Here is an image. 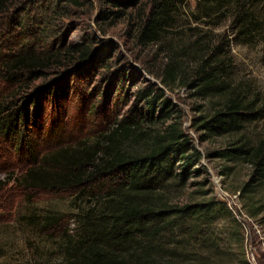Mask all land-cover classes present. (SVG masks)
Masks as SVG:
<instances>
[{"label": "trees", "instance_id": "1", "mask_svg": "<svg viewBox=\"0 0 264 264\" xmlns=\"http://www.w3.org/2000/svg\"><path fill=\"white\" fill-rule=\"evenodd\" d=\"M143 1L117 2L138 6ZM146 1L148 14L138 35L144 45L159 42L163 34L177 27L185 3ZM8 3L0 0V10ZM261 3L264 0H199L204 13L195 22L213 14L232 18L238 26L237 36L249 39L260 24L256 6ZM206 38L200 35L192 44L200 45ZM184 53V48L170 52L174 58L161 81L164 88L152 84L141 93L145 103L142 114L116 121L100 141L45 155L25 175L23 182L31 189L74 191L75 201H83L76 207L77 227L72 233L68 229L63 238L62 264H220L228 251L221 248L219 223L227 222L233 229L232 240L244 243L243 226L235 211L213 195L181 202L190 186L207 188L206 195L213 193L211 174L203 165L205 158L219 161V175L227 180L248 169L234 191L239 195L241 213L264 227V131L248 134L252 126L264 122V101L233 81L231 57L222 46L210 42L199 46L191 61L196 67L190 78L185 76ZM75 54L85 62L91 51L78 46L66 51L67 56ZM50 57L58 58L57 54ZM49 62L27 52L9 55L0 82L8 89L17 88L25 76L37 77ZM179 83L193 90L194 97L210 100L207 109L195 107L197 114L189 127L181 109L164 91ZM46 94H52L50 86L40 88L37 95L25 96L19 108L11 102L0 103L1 133H15L18 123L30 118L32 103ZM216 138L232 141L212 151L203 152L197 146ZM46 218L50 228L60 221L55 215Z\"/></svg>", "mask_w": 264, "mask_h": 264}, {"label": "rangeland", "instance_id": "2", "mask_svg": "<svg viewBox=\"0 0 264 264\" xmlns=\"http://www.w3.org/2000/svg\"><path fill=\"white\" fill-rule=\"evenodd\" d=\"M114 1L119 2L9 0L6 9L0 10V72L6 73L3 65L7 57L20 51L50 60L47 69L40 70L37 77L25 76L17 88L8 89L0 82V103L11 102L19 108L25 96L37 95L40 88L50 86L52 91L32 103L30 118L18 123L15 133L5 136L0 129V264L63 263V238L68 229L72 233L77 227L76 207L83 201H75L74 191L31 189L23 182L25 175L45 155L100 141L116 121L142 114L145 103L141 93L152 84L164 88L161 81L174 58L171 51L185 49L182 59L185 76L190 78L196 67L191 61L199 46L208 42L222 46L231 57L233 81L264 101V3L256 6L260 24L250 40L237 36L238 26L232 18L213 14L195 22L203 15L204 6L199 0H185L177 27L163 34L159 42L144 45L138 35L149 1L138 6ZM119 11L121 14H114ZM200 35L207 38L200 40V45L192 44ZM76 46L90 48L85 62L79 54L66 55L67 49ZM55 54L58 58L50 57ZM164 91L183 112L186 127L197 114V105L210 106V100L194 97L193 90L183 83ZM263 131L264 122L252 126L248 134ZM228 141L232 140L216 138L197 146L203 152L212 151ZM220 164L203 160L211 174L212 194L204 193L207 188L190 186L181 202L212 195L227 201L243 226L244 243L232 240L233 229L227 222L219 223L221 248L228 251L220 264H264V227L241 213L239 195L234 191L248 169L227 180L219 175ZM49 215L60 217L54 228L47 226ZM188 250L194 248L188 246Z\"/></svg>", "mask_w": 264, "mask_h": 264}]
</instances>
